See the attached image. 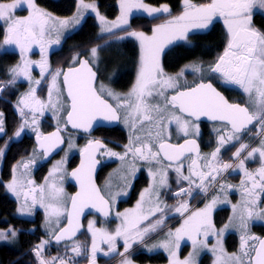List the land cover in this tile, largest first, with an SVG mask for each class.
Returning a JSON list of instances; mask_svg holds the SVG:
<instances>
[{
  "label": "snow or ice",
  "instance_id": "6c2138e0",
  "mask_svg": "<svg viewBox=\"0 0 264 264\" xmlns=\"http://www.w3.org/2000/svg\"><path fill=\"white\" fill-rule=\"evenodd\" d=\"M259 6L264 8V0H211L208 4L194 5L191 0H184V11L181 15L175 17L173 20L168 21L165 25L157 26L153 29V35L151 37L146 36L143 32H131L128 36L135 37L140 41L142 49L141 68L137 78V82L134 85L130 93L126 97H122L119 94H115L110 90L100 86V94L93 87V81L96 73H94L89 67V60H80L77 56L76 63H79V68L70 67L67 72L57 70L55 74H52V83L49 86V104L51 107L56 108V104L51 102L52 91L55 90L57 94L60 93V87L58 85V78L63 76V85L67 88V96L71 99V111L67 114V122L71 123L74 128L89 129L92 126V121L97 116H102L107 121H117L120 119L118 112L120 109L134 107L137 114V119L140 120L141 126L144 122L154 123L158 131L155 132V140L159 141L158 145L152 142V130L147 133V143H143L140 147H135L134 142L130 139V144L125 146L126 150L124 155H120L121 161L126 160L129 153L133 157V162L136 158L148 162H155L159 164L162 159H166L171 167L173 162L178 165L174 170L177 173V183L181 181H187V188H180L177 196H190L194 198L195 195L201 192H207L209 182H215L220 172L226 171L232 168L231 164L224 163L219 164L218 157L221 149L230 141L238 140L239 133L246 128V126L258 122L260 124L261 133H264V33L251 28V13L254 7ZM25 7L29 14L23 18H17L14 16V11L18 8ZM81 8H92L95 10L94 5H85L81 0ZM133 8L143 9L148 15L155 13H170V9L167 5H162L160 8H152L142 3H131L127 0H121V16L117 18L115 22H108L103 16H100L101 21V36L114 35L115 30H124L123 26L128 25V14ZM79 11V10H78ZM99 16V13H97ZM225 17V23L228 26L229 40L227 47L224 50L223 55H220L215 62L214 67H210L209 71L219 74L224 80L233 84L239 85L243 92L247 94L249 105L253 106L256 111L250 112L248 106H241L240 104H230L228 101L213 87L212 83L201 82L195 87L188 88L187 90L180 91V87L177 83V77L166 76L160 67L159 56L163 51L166 44H170L175 39L187 40V34L190 29H207L211 24L214 16ZM53 18L49 13L39 9L34 0H13L11 4L0 3V21L7 25V33L5 36L6 44H17L20 47L23 54L28 50V47L32 43H40L43 45V37L49 30L50 22ZM78 22V21H77ZM68 21H59L61 26L66 25ZM126 37H116L117 40L125 39ZM59 43V41H56ZM108 43L100 45L99 48L107 47ZM43 51V47L41 49ZM90 59L93 61L97 59L98 48L94 47L91 50ZM32 62L24 60L22 65H17L11 69L13 73V81L21 76L31 81L30 65ZM195 72H201L199 66H188ZM41 77L44 78L45 72H49L47 68V62L44 61L40 65ZM184 70H181L180 75H183ZM51 74V73H50ZM159 77V78H158ZM40 80H36L35 84L39 85ZM158 89V90H157ZM175 90V95H172L169 99L165 93L167 90ZM155 95L163 97L164 104L161 106L150 105L146 102V98ZM36 89L31 88L26 98H22L19 102L24 105L20 109L23 116L24 109L28 108L33 114V123H35V115L38 111L43 109L45 105L36 98ZM107 95L118 103L114 107L108 103L107 100L102 98V94ZM132 98H135L133 105ZM123 101V102H121ZM179 108L181 113H187L189 116L198 117L200 115H208L212 119H219L221 121H227L231 124L232 134L221 135L218 140V146L213 151L211 161H209L205 167L210 169L205 172L200 169L196 160H193L188 167V175H184L182 171L181 157L185 153H198V146L195 140H185L183 144L173 145L166 142L164 137V122L168 119L166 115L169 108ZM154 113V115H153ZM172 120H175L178 125V130L185 135L189 132V122L187 120L181 122L180 116H172ZM171 123V120H169ZM27 126L26 124L22 126ZM134 126V125H133ZM3 126V114L0 113V134L4 133ZM59 128L56 132L41 138L39 135L37 139L40 143V148L44 149L45 155L48 154L49 148H55L59 144L63 143L59 135ZM16 136L20 135V131L16 132ZM140 137L135 138L136 142L140 141ZM46 144L48 147H46ZM69 147L72 145L69 143ZM104 145L99 141L90 142L88 147L82 150L87 153V160H82L80 169L73 171L72 176L77 177L81 183V191L76 196L71 197V211H68L66 207H58L54 205H43L46 208L52 209V215H55L57 219L64 213L67 214L68 227L60 229V234L55 236L57 242L64 240L66 237L74 236L79 229V216L83 212V209L91 204L92 207H98L99 211L105 216H108L107 208L109 207V200H106L100 195L99 189L92 183L91 173L98 163L93 158V153L103 148ZM153 147H156V151H153ZM249 147V145L241 144L240 147L233 154L236 159L239 160L238 167L244 170L246 179L241 181L242 195L246 197L243 200L244 214L240 216V227L243 230L247 229V220L253 216H257L264 220V209L259 212L254 211L257 206V199L252 198L256 195V191L264 192V141H261L259 148H253L248 152L247 158L253 157L255 154H259L262 165L255 172H248L245 169V160L240 159L241 154ZM163 154V155H161ZM107 155L110 157L118 156L119 154L111 151H107ZM3 156V150L0 149V157ZM205 160L208 158L205 157ZM212 162H216L217 166H214ZM25 168H28V164H24ZM15 171V170H14ZM59 171V168L56 169ZM132 179H135V171L130 173ZM198 179L200 183H195ZM127 181V177H125ZM251 183V187H247L248 183ZM29 184L32 182L29 181ZM167 183L166 173L162 174L160 179V186L163 187ZM127 187L130 184L126 183ZM9 190L17 192V181L15 176L13 181L6 186ZM51 189V195L54 200L58 202L62 196V189H58L55 185L49 186ZM232 186L221 184L220 189L223 192L224 189ZM39 191L40 201L44 199L45 187L40 186L31 188L32 194L31 204L34 206L37 203V197L35 193ZM150 191V190H145ZM25 193V205L28 203V195ZM114 199V198H113ZM157 196V201H158ZM144 201V194L141 193V201L138 202L136 209L126 213H117V216L123 218L122 226L115 230L114 234H110L107 231L96 229L93 223H89V231L93 233V241L91 247V261L90 264H96V255L98 246L96 243L97 234L104 240L109 246V252L116 251V242L118 238H123L124 253H120L121 256H125L128 249L132 246L130 241L135 242L137 240L142 241L144 236L150 232L156 231L164 223L163 218L155 220V223L150 222V217L155 218L159 213L163 214L164 208H162L159 202L156 203L153 209L149 210V215H140L142 205ZM218 203V198L214 197L212 201L207 204L203 209L193 212L191 216L184 221L181 228L176 229L175 233L169 232L166 240L160 245H154L153 247H163L166 251H169L173 259L170 260V264H195V253L198 247H207L205 241L197 239L198 235L203 230L205 238L212 232L216 236L223 235L224 231L231 225L230 218L229 224L225 225L223 229L218 231L214 230L212 223V212ZM166 207V206H165ZM233 212L236 211V205H233ZM28 207L22 206L20 211H30ZM177 213L183 214L188 211L187 203H182L176 207ZM148 221L149 226L142 227L143 222ZM9 233L11 237L16 236V231L10 229ZM187 236L192 241L193 253L184 260L176 259V252L174 247H179V241L182 237ZM8 238V234L0 231V240ZM249 240L257 241L259 247L255 244H249ZM48 241H42L40 245H37L33 250L36 257L39 260V264H65V261L61 257H54L51 261H45L42 259V249L47 245ZM217 244L220 241L217 240ZM222 251V247L220 249ZM72 251L77 255L81 252V246L75 244L72 246ZM212 251H216L213 248ZM254 252L253 256L251 253ZM107 255V253H105ZM245 257L247 260L245 261ZM230 260L235 261V264H264V240H260L258 237H241V252L240 255L233 254L229 257ZM122 264H131L130 260L124 259ZM215 264H223L220 257H217Z\"/></svg>",
  "mask_w": 264,
  "mask_h": 264
},
{
  "label": "rangeland",
  "instance_id": "374dc122",
  "mask_svg": "<svg viewBox=\"0 0 264 264\" xmlns=\"http://www.w3.org/2000/svg\"><path fill=\"white\" fill-rule=\"evenodd\" d=\"M34 2H35V0H34ZM75 2H76V7H75L74 12L71 15L64 16V17L51 14L47 10L38 6L35 2L36 6L39 9L43 10L44 12L49 13L50 16L53 18V20L50 22L49 30L45 33V35L43 37V45H41L40 43H32L28 47V50L25 51L23 54L21 53L20 47L17 44H6L5 43V36L7 33V25L4 22L0 21V25L3 28V34H2V37H0V53L16 52L19 56L18 62L11 65L8 68V70L6 72V76L9 78V81L7 80L8 78L6 77V81L3 82L2 84H0V94H1V90L4 88V86H6V84H8V82L13 81V73L11 72V69L15 68L17 65H22L24 60L32 62L30 65V75L32 78L31 81H29L27 78L21 76L19 78H16L15 81L12 82L13 84L18 83V82L27 83V87H28L27 91L22 93L23 96L21 95L23 98H26V96L30 92L31 88H36V86H37L35 84L36 80L43 81L45 79L46 75L49 73L47 75L48 76L47 77V91H46L45 97L43 98V101H46V103H47L46 108L44 110L37 112V114L35 115V123H33L32 112H30L28 108H25L24 109L25 114L22 116L20 109L23 108L24 106L22 104H20L19 102H18V104L15 103V106H16L15 110L17 111V113L19 115H21L23 117V120L20 123L17 130L13 133V135L10 138H8V140L6 142L10 143V141H18L24 135H36V134H40V132L43 133L45 131V128L43 127V121H45V119H47V121H48V122L45 121L46 123L51 124L55 128H59V130L62 131V135L65 138V146H64L63 150L44 166V169H43L44 174L40 180H38L36 178V174H35V171H36L35 168L37 167L36 165L40 164V155L38 154L37 151H32L30 154H28V156L21 157L19 160H17L13 164L11 177L7 181H5V190H6L7 194L16 201V212H15L16 216L21 217L23 219H34L36 216V212L39 211L42 214V223L40 225V228H41V231L43 233V236L41 237V240H40L38 245H40L42 241H48L47 245L42 249V259L45 261H51L54 257H61L64 259L65 264H90L92 245L89 246L88 238L85 235V233L91 232V231H89V223L92 222L94 228H96V229L103 230L104 228H106V230L109 233L114 234L115 230L118 227H121L122 222H123V218L120 216H117V213H126V212H130L131 210L136 209L138 202L141 201V193H143L144 194V201H143L142 210L140 212V215H149V210L153 209L157 202H159L160 206L162 208H164V212H163L162 216H161V214L158 213L155 216V218L150 217L151 223H155V220L161 219V218H163V220H165L166 216H168L170 218V217L179 215V218L177 220L178 222L176 223L175 227L174 226L171 227L170 225H166V223L164 221L163 225L161 227L157 228L156 231H153V232L146 234L142 241H140V240H137L135 242L130 241L131 245H134V244L141 242V244H144L142 246V248L140 249L141 251L148 253V254H154L157 252L163 253L165 255V257L167 258V261L164 263H161V264H170V260L173 259V257L171 256L169 251H166L163 247H158V246L153 247V246L154 245H160L161 243H163L166 240L169 232L175 233L176 229L181 228V226L184 224V221L186 219H188V217L191 216L193 212H196V211L203 209L207 204H209L212 201V199L214 197H217L218 203H217L216 207L214 208V210L212 212V216H211L212 223L214 225V230L218 231L220 229H223L225 227V225L229 224L230 218H232L231 225L224 231L223 235H221L219 237L216 236L215 234H213L212 232H210V234L207 236V238H205V236L203 235V230L201 231V233L198 235L197 239H199L200 241H205L207 244V247H198L197 248L196 253H195V257H194L195 264H201V260L203 257L208 258L209 264H215L217 257H220L223 264H235V261L230 260L229 257H231L233 254L240 255L241 237L243 236V237H245V239H247L248 237H258V234L252 233L251 230H249V226H252L255 224L264 225V220L260 219L257 216H253L251 219L247 220V229L246 230H243L240 227V216L242 214H244L243 200L246 199V197L244 195H242L241 181L245 180L246 177L244 174V170H242L238 167L239 164H237L233 168V170L221 182L218 181L219 183L217 182L216 184L213 185L214 182L210 181L208 189L210 187H211V189H209L205 193V196L201 199L202 203L199 206H197L198 205L197 201L194 203L195 199L192 201L193 198L190 196H187V195H185L184 197L181 196L180 198H178L176 204L170 202L169 199H165L164 194L167 192V188H165L167 185H165L163 187L160 186V179H161L162 174H164L162 168L159 167L155 162H148V161L140 160L138 158H136L135 161L133 162V157H132L131 165L137 171H140L142 176L146 177L147 183H146V186L143 187L142 191L139 193L137 199H135V201H133L132 205L126 206V207H120L121 201L116 202L115 201L116 199L115 200L113 199L115 180L117 178L118 172L121 169H123V165L116 166V164H113L112 166H109L108 172H107L104 180L102 179L99 182V186H100L102 194L109 200V202L111 204L112 214L109 217V219L106 221H102L94 215H89L88 217L85 218L84 223H83L85 233H82V235L80 237H78L77 239H75L72 243H67V244H64V245L58 247L56 252L50 251L49 246L51 245V239L54 236V234L56 233V231L64 224L66 213L62 214L57 219V217L55 215H52V209L46 208V207L42 206V204L45 206L46 205H54V206H58V207H66V208L68 207L69 199L71 196V192L67 187V185H68L67 184V176H68V172L70 171L69 170L70 169V160L73 158L74 155H76L80 152L82 141L80 140V134H77V133H74L71 131H67L66 129H64V126H65L64 125V114L67 111V101H66V98L63 94V89H62V85L60 82V77L58 78V85H59L60 90H61L59 95L57 94V92L55 90H53L52 94H51V102H52V104H56V108L51 107V105L49 104V86L52 83V74H55V72H56V70L51 69L49 58H50V54L54 50H56L60 47L64 38L67 35L71 34L72 32L76 31L80 27V25L82 24V22L84 21L86 16H88V15L93 16L95 18V20L98 24V27H99L98 33H99V35H101V21H100L99 17L103 16L98 9V5H97L96 1H94V0H82L83 4H85V5H94L95 10H93L92 8H88V9L81 8L80 7L81 0H75ZM127 2L142 3V4L147 5L149 7H152V8H160L162 5H165V4H161V5L153 6V5L147 4L145 2V0H127ZM0 3L11 4V3H13V0L6 1V2L0 1ZM117 7H118V14L115 18L108 19V18L103 16L108 22H115V21H117V18L121 16V0H117ZM22 10H24V12H22ZM256 12H260V13L264 14V8H261L258 5L256 7H254L252 10V13H251V17ZM97 13H99V16L97 15ZM182 13L183 12L178 13V14L168 18L164 22L154 25L152 27L151 31L143 32V33L146 36L151 37L153 35V29L154 28H156L157 26H160V25L167 24L168 21L173 20L175 17L181 15ZM28 14H29V12H28V10H26L25 7L18 8L17 10L14 11V16L17 18L26 17V16H28ZM159 14H166V13H155L153 15H148V13L145 12L143 9L133 8L132 11L128 14L127 18H128V22L130 23V19L133 15H142V16L152 17V16H156ZM59 21H68V23L66 25L61 26L59 24ZM214 21L221 22L225 28V31L227 34L226 46H225V48H226L228 40H229V33H228V26L225 23V17L219 16V15L214 16L211 24ZM129 23H128V25H129ZM128 25L123 26V29L125 27H127ZM210 25L208 26L207 29H209ZM250 26H251V28L258 30L255 26L252 25V20L250 21ZM205 30L206 29H190L188 34H187V37L190 33L204 32ZM117 31H119V30H115V32H117ZM133 31H135V30L122 32V33L114 36L110 40H107L105 42V43H108L107 47L99 48V46H96V48H98V52H97V59L94 61L92 59H90V55H91L90 50L94 47L90 48L85 53V57L89 60L90 64L93 66V68L96 71L100 72L102 74V76H104L103 78H99L98 81L96 82V89L99 93H100V86L103 85L105 89L110 90L111 92H113L115 94H119L122 97H126L127 94L131 92L134 85L136 84L137 78L139 75V71L141 68L142 49H141L140 41L137 38L128 36V33H131ZM135 32H142V31H135ZM261 33H263V32H261ZM116 37H126V38L122 39V40H117ZM126 40L133 41L137 44V47H138V65L136 68L135 79H134L132 86L127 91L121 93V92L113 89V87L111 86L108 79L112 76L111 74L109 75V73L113 72V70H111L113 67L112 65L115 64L117 61V55H115L114 54L115 52L111 49H115V48L121 46ZM56 41H59V43H56ZM185 41L186 40H183V39H175L170 44H166L164 46L163 51L160 53V56H159L160 67H161L162 55L165 52V50L167 48L171 47L172 45L176 44V43L185 42ZM105 43H103L102 45H104ZM42 47H43V51L41 50ZM225 48H224V50H225ZM224 50L218 56L222 55L224 53ZM77 56L78 55H75L71 59V61H69V62L70 63L75 62L74 58H76ZM218 56H217V58H218ZM45 60L47 62V68L49 69V72H45L44 78H42L40 65ZM216 60L209 62V63L203 62L201 60H196L194 62L186 64L183 67V70H184L183 75H180L181 70H182L181 69L175 75H166V76H175L178 78L177 83L180 86L178 88V90L190 87V86L194 85L195 83H197L198 81H206L209 78H213L215 81L220 83L223 81L221 76L217 73H212L209 71V68L214 66ZM188 66H199L201 68V72H195L191 68H189ZM35 69H37L39 71V74L36 75L35 72H33V70H35ZM173 93H175V90L169 89L166 91L165 95L170 99V97ZM124 94H126V95H124ZM102 96L104 98H106L114 107L118 103L117 101L110 98L107 95V93H103ZM121 102H123V101H121ZM134 102H135V98H132L133 105H134ZM146 102L150 105H153V106L157 105V104H160L161 106H163L164 99H163V97L156 96L155 92H154L152 97L146 98ZM119 114L121 116V120H120L119 125L121 127H123L126 130V132L128 133V137H129V141L127 143L128 145L130 144V139L134 142L135 147H140L143 143H147L148 142L147 133L149 130H152V142L154 144L158 145L159 141H156L155 135H153V134H155L156 131H158V129L155 126H153L152 123H148V122H144L143 126H141L140 120L137 119V114L135 112L134 107L120 109ZM153 115H154V113H153ZM166 115L168 116V119H166L164 122L163 134H164V137L166 138L167 142L177 144L186 138H192V137L200 135V127L196 123H194L193 121L188 120L187 118H185L181 114H179L178 111L176 110V108L170 107L168 109V113ZM172 116H180L181 122H183L185 120H187L189 122L190 127H189V132L187 135H185L183 132H180L178 130V125L176 124L175 120L171 119ZM169 120H171V123H169ZM157 122H158V120L155 121V124ZM25 124L27 126L23 127V130L21 131L22 126ZM258 125H260V124L258 123ZM18 131H20V135L16 136L15 134ZM2 136H4V133L0 134V137H2ZM137 136H139L141 138L139 142H136V140H135V138ZM7 143H5L4 147L2 148L3 156L0 157V173H1V168H2V164H3L4 154H5V151L7 149V147H6ZM69 143H71V145H72L71 148L69 147ZM155 150H157L156 147H153V151H155ZM191 158L192 157H190L188 159H191ZM218 161H219V159H218ZM212 163L214 166H217L216 162H212ZM24 164H28L29 167L25 168ZM219 164L222 165L224 163H221L219 161ZM177 166L178 165H171V167H169V165H167V164L164 165L165 173H167L168 175L169 174L174 175V179L176 180V183H173V184L176 186H177V178L175 176L176 172L174 169ZM40 167L41 166H39V168ZM57 168H59V171H56ZM128 168H129V165H128ZM222 172H220L219 175ZM167 174H166V176H167ZM14 176H15V179L17 181V192L20 193L19 196L16 194V192H13L6 187L9 183H11L13 181ZM29 181H31L32 183L29 184L28 183ZM195 183L198 184V183H200V181L197 179V180H195ZM221 184L230 185V186H233L235 184L236 185V188H235L236 192H233V193L229 192V189H231V188H226L223 190V192H221V189H220ZM51 185H55L56 188L62 189V196H61V199L59 202L52 198L51 189L49 187ZM40 186L45 187L44 199L42 202L40 201V194H39V191H37L35 193V195L37 197V203L33 206L31 204L32 194L30 193V189L36 188L38 190ZM246 186L251 187V183L249 182ZM145 190H150V191H145ZM25 193H30L28 195L27 205H25ZM157 196L159 198L158 201H157ZM260 196H261V192L259 190H257L256 195L254 197H252V198L257 199V206L254 208V211H256V212H259L261 209H264V207H263L264 203H263V206L261 204H259L260 203ZM182 203H187L188 211L184 212L183 214H180V213H177L175 211V209H176V207H178ZM233 205L237 206L235 213L233 212V207H232ZM22 206L28 207L31 210L21 212L20 209ZM222 207L228 208V211L226 212V214L224 216V220L220 221L219 222L220 224H219L216 221H214L213 216H214V211L219 209V208H222ZM175 214H177V215H175ZM147 226H149V222L148 221L143 222L142 227H147ZM169 227H171V228H169ZM10 229L15 230L16 233L18 234V229H14V228L0 229V231H3V232L8 234V238L5 240H0V244H13L15 242L16 236L11 237V235L9 233ZM230 233H236L238 235V237H239L238 249H237V247H236V249H232V250H229L227 248L226 239L229 236H231L232 240L234 238V236L230 235ZM217 240L220 241L219 245L217 244ZM92 241L93 240H90L91 244H92ZM248 242L250 245L256 243V241H254V240H249ZM96 243H97V241H96ZM235 243H236V245L238 243L236 237H235ZM75 244H79L81 246V252L79 255H77L76 253H74L72 251V246ZM119 244L122 245L121 250L118 249ZM97 246H98V251H97V255H96V264H100L99 258L113 257L117 254L119 256L120 255L119 253H124V251H125L123 238L117 239L115 252H109V246L106 242L97 243ZM221 247H222V251L220 250ZM35 248L36 247L31 248V252H32L33 256L35 257L37 263L39 264V260L33 251ZM213 248H216L215 252L212 251ZM173 250L176 252V257H175L176 259H179L182 261V260L188 258L189 255L191 253H193V251H194L191 239H189L187 236L182 237V239L179 241V247L178 248L174 247ZM105 253H107V255ZM124 259L130 260L131 264H140L139 262L133 260L131 255L125 256L124 258H122L121 260L116 262L115 264H122V261ZM244 259L246 261L247 257H245ZM57 264H59V261H57Z\"/></svg>",
  "mask_w": 264,
  "mask_h": 264
},
{
  "label": "trees",
  "instance_id": "16d2710c",
  "mask_svg": "<svg viewBox=\"0 0 264 264\" xmlns=\"http://www.w3.org/2000/svg\"><path fill=\"white\" fill-rule=\"evenodd\" d=\"M3 2L10 0H0ZM97 2L100 13L108 18L113 19L118 14L117 0H94ZM211 0H191L194 5H203L210 3ZM36 4L41 8L47 10L56 16H68L71 15L76 7L75 0H35ZM149 5L157 6L165 4L169 7L170 13L159 14L152 17L133 15L130 19V23L124 30L114 32V35H104L103 38H98L101 35L98 33V24L93 16H86L80 27L67 35L62 41L60 47L51 53L50 63L52 69H60L67 66L69 61L75 55H85V53L92 47L100 46L107 40H110L114 36L126 32V31H142L149 32L156 24L162 23L168 18L184 11V0H145ZM24 12V10H22ZM252 25L259 31L264 33V14L256 12L251 17ZM3 28L0 25V37H2ZM227 34L224 26L219 21H214L209 29L204 32H196L188 35L185 42H179L171 47L167 48L162 55L161 68L166 75H173L178 73L183 67L196 60L203 62H212L217 59V56L221 54L226 46ZM117 55V61L113 64V72L109 73L112 76L108 79L111 86L117 91L128 90L134 82L137 63H138V47L133 41L126 40L121 46L111 49ZM219 57V56H218ZM18 55L16 53H6L0 55V65L2 69V75L0 77V84L6 81V72L8 68L16 63ZM99 73V78H103ZM8 78V77H7ZM9 81V78L7 79ZM7 81V82H8ZM221 88V87H220ZM27 89V83L21 82L17 84L9 83L4 86L0 94V113L3 114V126L4 136L0 137V149H2L7 143L13 133L17 130L22 117L17 114L14 109V103L18 100L19 96ZM47 90V78H45L39 86L36 95L38 97H44ZM227 97L231 101H242V95L237 90L222 89ZM46 121V119H45ZM43 121V127L45 131H49L53 128L51 124ZM254 127L250 129L252 132ZM249 132V133H250ZM97 135L105 134L111 137L113 141L123 143L126 140V131L121 127L111 129H98L95 132ZM246 135V134H245ZM211 135L209 131L203 130L200 141L202 144H210ZM7 149L4 154L3 164L0 173V229L14 228L18 229L16 240L13 244H0V264H38L35 257L31 252V248L36 247L40 241L43 233L40 225L42 223L41 212H36L34 219H23L16 216V201L11 198L5 190V181L11 177L12 166L21 157L28 156L33 149L34 143L30 135H24L18 141H10L6 144ZM206 147V146H204ZM235 147L231 146L223 151V159L230 161L231 150ZM77 163V156H73L70 160V168ZM105 170L109 165L104 166ZM44 166L36 169V178L40 180L43 177ZM38 170V171H37ZM105 171L100 173L103 176ZM146 184V180L143 177L138 179L134 193L140 190L142 186ZM182 185V184H180ZM70 191L73 188L67 185ZM178 188V186H175ZM171 190V189H170ZM134 195V194H133ZM135 196V195H134ZM134 196L129 200L122 202L120 207L131 206ZM195 199V200H194ZM194 203L198 201V197L192 199ZM264 202V198H263ZM228 208H222L215 212L214 220L219 223L224 220V216ZM176 220L175 217H170L165 220L166 225L173 223ZM176 223V222H175ZM220 224V223H219ZM33 228V230H32ZM253 230L256 233L264 235V226H254ZM234 236V235H233ZM235 237L233 240L231 236L227 238V248L229 250L236 249ZM85 238V237H84ZM88 238V237H87ZM56 246L51 244L49 246L50 251L56 252ZM118 249H122V245H118ZM120 254V253H119ZM140 264H161L167 261V258L163 253L157 252L154 254H148L140 250L139 247L134 248L128 256ZM118 256L99 258L100 264H106L112 261ZM201 264H209L208 258L203 257Z\"/></svg>",
  "mask_w": 264,
  "mask_h": 264
},
{
  "label": "water",
  "instance_id": "95a60500",
  "mask_svg": "<svg viewBox=\"0 0 264 264\" xmlns=\"http://www.w3.org/2000/svg\"><path fill=\"white\" fill-rule=\"evenodd\" d=\"M80 60H86V58L83 56V57H81L80 58ZM80 67V65H79V63L76 65V66H74V67H72V68H79ZM89 67H91V69H92V71L94 72V73H96L95 72V70L93 69V67L90 65V63H89ZM68 69L69 68H66L65 70H64V72H67L68 71ZM96 79H97V73H96V76H95V79H94V81H93V87L95 88V84H96ZM201 82H203V81H200V82H198L197 84H199V83H201ZM62 83H63V76H62ZM204 83H212V82H210V81H206V82H204ZM197 84H195L194 86H192V87H195ZM212 85H213V87L214 88H216V90L228 101V103H230V104H240V103H232L231 101H229V99L226 97V95L220 90V89H218L213 83H212ZM63 87H64V93H65V96H66V98H67V100H68V104H69V111H71V99L70 98H68V96H67V88L63 85ZM189 88H191V87H189ZM96 89V88H95ZM188 88H186V89H182V90H180V91H184V90H187ZM99 94V93H98ZM175 95V94H174ZM103 98V97H102ZM104 99V98H103ZM106 100V99H105ZM108 103H110L109 101H108ZM111 104V103H110ZM241 106H245L244 104H240ZM68 111V112H69ZM178 111H179V108H178ZM68 112H67V114H68ZM180 112V111H179ZM181 113V112H180ZM67 114H66V116H65V120H66V124H67V127L70 129V130H72V131H76V132H80V133H82V134H87V135H89V134H91V133H93L94 131H96L97 129H99V128H108V129H111V128H114V127H116L118 124H119V120H117V121H107V120H105L102 116H97L96 117V119L95 120H93L92 121V126H91V128H89V129H84V128H74L73 127V125L71 124V123H68L67 122ZM182 115H184V116H186V117H189V118H191L192 120H194V121H196V122H205V123H222V124H226L228 127H229V129L230 130H232V128H231V124L229 123V122H227V121H221V120H219V119H212L210 116H208V115H200V116H198V117H192V116H189L187 113H181ZM119 115V114H118ZM254 123V122H253ZM252 126V124L251 125H248V126H246V128L244 129V130H247V129H249L250 127ZM244 130H242L240 133H242ZM57 131V129H54V130H52V131H50V132H47V133H45V134H43L42 136H40L41 138H43V137H45V136H49L50 134H52V133H54V132H56ZM59 135H60V137H61V139L63 140V137H62V135H61V133L59 132ZM37 136L38 135H36V136H34V138H33V141H34V143H35V146H36V149L38 150V151H40L41 153H42V162L43 163H48L55 155H57L58 153H60L61 152V150L63 149V146H64V140H63V143H61V144H59L57 147H55V148H49V150H48V154L47 155H45V152H44V149H41L40 148V143H39V141H38V139H37ZM186 140H195V139H186ZM196 141V140H195ZM95 142V141H94ZM101 142V141H100ZM185 142V140L184 141H182L181 143H179V144H183ZM103 145H104V147H105V144L103 143V142H101ZM167 143H169V142H167ZM171 144V143H170ZM179 144H173V145H179ZM196 144H197V146H198V153H199V144H198V142L196 141ZM88 145H89V143H87L86 145H85V147H84V149H86L87 147H88ZM46 147H48V145L46 144ZM103 147V148H104ZM102 149V148H101ZM99 152H100V149L98 150V151H95L94 153H93V158L95 159V160H97L98 161V163L95 165V168H94V170L92 171V173H91V179H92V183L95 185V187L97 188V189H99V192H100V195L101 196H103L102 195V193H101V190H100V188H99V185H98V182H97V177H98V173H99V171H100V169H101V162H100V160H99V158H98V155H99ZM197 152H192V153H185V155L183 156V157H181V161L183 160V159H185L187 156H189V155H194V156H196L197 154H198ZM161 155H163V154H161ZM87 153H84L83 151L79 154V156H78V162H77V164H76V166L75 167H73L70 171H69V174H68V183L74 188V192H73V194L71 195V197H73V196H76L77 195V193H79L80 191H81V183H80V180L77 178V177H74V176H72L71 174H72V172L73 171H76V170H78V169H80V167H81V162H82V160H87ZM163 161H165V162H167V163H169L166 159H163ZM172 164H176V162H173ZM104 197V196H103ZM105 198V197H104ZM106 199V198H105ZM107 200V199H106ZM67 210L68 211H71V199H70V201H69V204H68V208H67ZM107 211H108V216H105L102 212H100L99 211V209H98V207H92L91 206V204H89L88 206H86L84 209H83V212L80 214V216H79V229L76 231V233H75V235L74 236H71V237H66L64 240H61L60 242H57L56 241V239H55V236L56 235H59L60 234V229H63V228H66V227H68V219H67V214H66V220H65V223H64V225L55 233V235L53 236V238H52V242L53 243H55V244H61V243H64V242H71V241H73L75 238H77L81 233H82V231H83V221H84V219L87 217V216H89V215H94V216H97V217H99L101 220H107L108 218H109V216H110V214H111V207H110V203H109V207L107 208ZM261 240H264V237H262L261 238ZM257 247H259V244H258V246ZM255 255V253H253V256Z\"/></svg>",
  "mask_w": 264,
  "mask_h": 264
},
{
  "label": "flooded vegetation",
  "instance_id": "af4514ba",
  "mask_svg": "<svg viewBox=\"0 0 264 264\" xmlns=\"http://www.w3.org/2000/svg\"><path fill=\"white\" fill-rule=\"evenodd\" d=\"M6 53H10V52H5L3 53L2 55L6 54ZM13 53H16V52H13ZM17 54V53H16ZM50 58H51V54H50ZM50 58H49V62H50ZM46 61V60H45ZM77 64V63H76ZM75 64V65H76ZM74 66V64H72ZM1 66V65H0ZM33 72H35V74H39V71L37 69L33 70ZM226 81V80H225ZM228 82V81H226ZM41 85V82L39 85L36 86V92L39 88V86ZM24 93V92H23ZM22 95V94H21ZM19 96L17 102H20L21 99L23 98L22 96ZM36 95V93H35ZM26 96V95H25ZM22 97V98H21ZM36 98L38 100H40L44 105L45 107L41 110H44L46 108V101H43V97H38L36 95ZM135 103V102H134ZM24 106V105H23ZM40 110V111H41ZM159 123V121L157 122ZM156 123V124H157ZM153 126H155V122L152 123ZM212 126H209V125H206V124H200V135H202V131L203 130H206V131H209V129L211 128ZM218 129H221L222 131V134L223 135H227L228 134V131H226V127L225 126H218ZM155 135V134H153ZM88 141H93V140H96V139H99L101 141H103L105 143V148L104 149H101L100 153H99V159L101 161V164H102V167H101V171L100 173H102V171H105L104 175L101 176L100 173H99V178H100V181L106 176L107 172H108V168L105 170V167L104 165L105 164H109L110 166H112L113 164H116V166H120V165H123V169H121L119 172H118V175H117V178L115 180V188H114V200L117 202V201H121L120 204H122V202H125L127 200H129L131 197H133L134 195V199L133 201H135V199H137L139 193L142 191L143 187L146 186V184L144 186H142L140 188V190L137 192L134 193L135 191V188H136V183L138 182V179L143 177V179L146 180V177L142 176L141 172L140 171H137L132 165V155L131 153L128 154L126 160L124 161H121V159L119 158L120 155H124L123 152L119 151L115 144L113 143V139L111 137H108L107 135L105 134H101L100 135H97L96 133H94L93 137L91 139L87 138ZM115 146V147H114ZM114 147V148H113ZM107 151H111V152H115L117 154H119L118 156H114V157H110L107 155ZM156 151V150H155ZM200 156V155H199ZM199 156L196 157L199 159ZM195 158V157H192V159ZM191 160V159H190ZM128 165H129V168H128ZM183 165V164H182ZM186 165H183L182 166V170H184ZM199 167L204 169V171L206 172V167L204 168L202 165L199 164ZM188 170V169H187ZM185 170V171H187ZM132 171H135V179H132L130 173ZM125 177H127V181L125 180ZM126 183L127 184H130L131 186L130 187H127L126 186ZM147 183V182H146ZM134 194V195H133Z\"/></svg>",
  "mask_w": 264,
  "mask_h": 264
},
{
  "label": "crops",
  "instance_id": "0c3cea01",
  "mask_svg": "<svg viewBox=\"0 0 264 264\" xmlns=\"http://www.w3.org/2000/svg\"><path fill=\"white\" fill-rule=\"evenodd\" d=\"M240 90H241V92L243 93V95H244V103L246 104V106H248L249 107V109H250V111L251 112H255L256 111V109L253 107V106H251V105H249V100H248V96H247V94H245L244 92H243V89H241L240 88ZM260 126V125H259ZM260 128V127H259ZM261 130V129H260ZM218 140H219V137L218 138H216V140H215V145H214V150L213 151H215V149L217 148V146H218ZM236 140H233V141H230L229 143H232V142H235ZM261 141H264V133L255 141V142H253V143H251L250 145H249V147L244 151V155H243V159L245 160V169L248 171V172H255L257 169H259L260 167H261V165H262V162H261V158L259 157V154L257 153V154H255L253 157H251V158H247V154H248V152L249 151H251L253 148H259L260 146H261ZM226 146H228V143L223 147V148H225ZM223 148L221 149V151L223 150ZM220 151V152H221ZM220 154V153H219ZM158 166H161V164H158ZM163 167V166H162ZM168 176H167V183H168ZM166 183V184H167ZM231 189H229V192H232L235 188L234 187H230ZM264 196V192H261V196H260V199H262V197ZM105 231H107V230H105ZM108 232V231H107ZM109 233V232H108ZM111 234V233H110ZM89 236L91 237V240H93V233L92 232H90L89 233ZM96 241H97V243H103V242H105L104 240H102L101 239V237L99 236V234H97V237H96ZM92 244H91V242H90V246H91Z\"/></svg>",
  "mask_w": 264,
  "mask_h": 264
}]
</instances>
